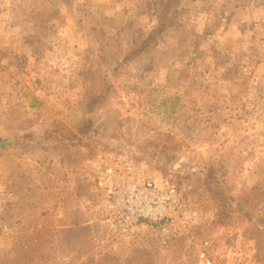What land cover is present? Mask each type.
Segmentation results:
<instances>
[{
	"label": "rangeland",
	"instance_id": "1",
	"mask_svg": "<svg viewBox=\"0 0 264 264\" xmlns=\"http://www.w3.org/2000/svg\"><path fill=\"white\" fill-rule=\"evenodd\" d=\"M169 1L0 0V264H264V0ZM108 152L177 185L170 236L104 225Z\"/></svg>",
	"mask_w": 264,
	"mask_h": 264
},
{
	"label": "built area",
	"instance_id": "2",
	"mask_svg": "<svg viewBox=\"0 0 264 264\" xmlns=\"http://www.w3.org/2000/svg\"><path fill=\"white\" fill-rule=\"evenodd\" d=\"M96 168L102 221L113 234L128 238L148 223L170 236L173 217L182 209L177 185L169 180L157 185L120 152L101 155Z\"/></svg>",
	"mask_w": 264,
	"mask_h": 264
},
{
	"label": "trees",
	"instance_id": "3",
	"mask_svg": "<svg viewBox=\"0 0 264 264\" xmlns=\"http://www.w3.org/2000/svg\"><path fill=\"white\" fill-rule=\"evenodd\" d=\"M178 0H170L169 1V4H167L164 8H165V11H164V13H165V16H162V21H163V23L164 24H166L165 23V21H166V13H167V11H168V7H170V4L171 3H175V2H177ZM163 24V25H164ZM163 25H161L158 29H153L151 32H150V34H148L147 32H142L140 35H141V38L142 39H146V42L147 43H149L150 42V40L152 39V36L154 35V34H160V29H161V27L163 26ZM134 45H139V43H133ZM145 44H141V45H139L141 48H140V50L143 48V46H144ZM138 46V47H139ZM129 59H127L126 61H128ZM220 192L221 193H225V189L223 190V189H220ZM220 200H223V199H220ZM220 214L218 215V219H217V222H215L216 224H219V225H228L229 223H228V220L230 221L231 219H229L230 218V215H231V212H232V210H234V207L232 206V204H231V200H229V201H227V203H224L223 205H221L220 206Z\"/></svg>",
	"mask_w": 264,
	"mask_h": 264
}]
</instances>
